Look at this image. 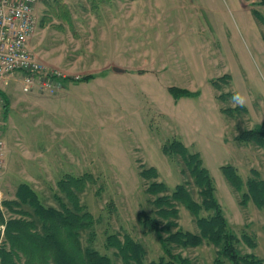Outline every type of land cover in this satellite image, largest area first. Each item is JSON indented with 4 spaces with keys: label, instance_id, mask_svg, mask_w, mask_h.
Listing matches in <instances>:
<instances>
[{
    "label": "rangeland",
    "instance_id": "374dc122",
    "mask_svg": "<svg viewBox=\"0 0 264 264\" xmlns=\"http://www.w3.org/2000/svg\"><path fill=\"white\" fill-rule=\"evenodd\" d=\"M261 1L41 0L30 48L56 78L43 79L46 87L37 79L28 91L22 72L0 81L9 100L8 113L0 115V201L28 183L43 204L59 208L58 181L89 174L81 203L95 219L93 246L122 264L105 243L109 234L128 233L144 246V264L168 259L160 235L138 220L142 210L155 214L151 181L140 171L154 166L155 180L171 190L186 183L200 200L181 157L163 153L166 143L180 139L209 168L240 252L264 258V209L253 202L242 206L246 187L237 192L221 169L234 165L244 182L252 168L264 178V146L237 139L264 121V22L253 13L264 17ZM60 6L68 17L58 16ZM89 74L88 81L75 79ZM224 74L231 78L215 87ZM170 86L200 94L176 101ZM236 92L246 95L247 110L224 112L237 106L231 102ZM179 210L181 228L197 232L191 213L182 205ZM244 234L255 247L242 240ZM87 238L83 234L84 245ZM216 250L206 242L174 252L194 264H214Z\"/></svg>",
    "mask_w": 264,
    "mask_h": 264
},
{
    "label": "trees",
    "instance_id": "16d2710c",
    "mask_svg": "<svg viewBox=\"0 0 264 264\" xmlns=\"http://www.w3.org/2000/svg\"><path fill=\"white\" fill-rule=\"evenodd\" d=\"M260 3L264 4V0ZM58 16L68 17V11L60 6ZM255 17L264 22L262 14L254 10ZM57 14V13H56ZM56 78V77H55ZM54 78V79H55ZM93 74L75 78L77 81H88ZM230 74H224L212 83L219 87V81L227 83ZM177 101L182 97H194L199 90L170 86L168 88ZM5 98V115L9 110V100ZM225 94H220L223 100ZM246 107L223 109L226 113L246 111ZM237 139L264 146V121L254 128L243 130ZM165 155L181 157L185 167L199 189L200 200L194 198L186 183L178 184L171 190L166 183L155 180L159 177L156 167H142L140 175L150 180L147 192L154 196L155 214L142 210L138 220L149 232H157L168 259L161 257L151 264H194L193 261L175 253L176 247H198L206 242L216 247L214 264H225L223 259L231 264H264V258L252 253L243 254L238 249L240 238L230 228L224 209L216 195L214 178L200 152H192L180 140L173 139L163 146ZM221 169L228 183L241 194V205L247 206L253 202L259 209H264V178L259 170L252 168L250 176L244 182L237 168L232 164H224ZM91 175L80 177L66 175L58 181L60 194H55L60 207L43 204L37 192L28 184L21 183L13 199L0 201V264H115L111 257L102 254L93 246L94 216L81 203ZM184 206L195 218L197 232L183 230L179 224V206ZM3 207L12 215L7 218ZM206 212L208 215L202 216ZM88 233V244L82 241L83 234ZM242 240L249 246L256 243L244 234ZM105 246L115 249V255L122 264H144L146 250L130 234H109Z\"/></svg>",
    "mask_w": 264,
    "mask_h": 264
},
{
    "label": "built area",
    "instance_id": "2783aa9c",
    "mask_svg": "<svg viewBox=\"0 0 264 264\" xmlns=\"http://www.w3.org/2000/svg\"><path fill=\"white\" fill-rule=\"evenodd\" d=\"M41 0H0V81L15 72L24 74L25 91L35 82L47 84L53 79L30 48V40L37 27L36 6ZM50 74V75H49ZM43 81V82H42ZM5 109V98L0 91V115ZM4 135L0 123V174L4 168Z\"/></svg>",
    "mask_w": 264,
    "mask_h": 264
},
{
    "label": "clouds",
    "instance_id": "9594fccd",
    "mask_svg": "<svg viewBox=\"0 0 264 264\" xmlns=\"http://www.w3.org/2000/svg\"><path fill=\"white\" fill-rule=\"evenodd\" d=\"M231 102L234 105L243 107L247 103V97H246V95H244L240 92H236L232 95Z\"/></svg>",
    "mask_w": 264,
    "mask_h": 264
},
{
    "label": "water",
    "instance_id": "95a60500",
    "mask_svg": "<svg viewBox=\"0 0 264 264\" xmlns=\"http://www.w3.org/2000/svg\"><path fill=\"white\" fill-rule=\"evenodd\" d=\"M113 70L116 71V72H124V71H125V69L120 68V67H118V66H114V67H113Z\"/></svg>",
    "mask_w": 264,
    "mask_h": 264
}]
</instances>
